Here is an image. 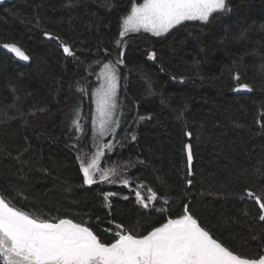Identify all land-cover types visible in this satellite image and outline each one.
Listing matches in <instances>:
<instances>
[{
	"label": "trees",
	"instance_id": "trees-1",
	"mask_svg": "<svg viewBox=\"0 0 264 264\" xmlns=\"http://www.w3.org/2000/svg\"><path fill=\"white\" fill-rule=\"evenodd\" d=\"M142 2L0 4V44L16 43L30 57L21 63L0 48V195L40 219L83 223L105 243L114 242L117 223L143 235L187 206L215 239L256 258L264 253V221L246 193L264 198V0H226L230 11L208 24L185 21L161 37L141 31L118 46L122 18ZM121 50L120 127L101 158L117 182L86 185L87 82ZM243 84L246 92L233 90ZM77 110L87 134L72 126ZM138 186L157 194L147 209L132 191ZM109 191L118 195L106 201Z\"/></svg>",
	"mask_w": 264,
	"mask_h": 264
},
{
	"label": "snow or ice",
	"instance_id": "snow-or-ice-1",
	"mask_svg": "<svg viewBox=\"0 0 264 264\" xmlns=\"http://www.w3.org/2000/svg\"><path fill=\"white\" fill-rule=\"evenodd\" d=\"M229 11L226 0H143L142 3H133L130 13L122 18L120 37L141 31L161 37L185 21L208 24L210 18L215 19L214 13ZM124 43L123 40L117 41L118 46ZM0 48L6 49L21 61L30 60L29 55L16 43H3ZM63 52L75 57L68 46L63 47ZM124 56L125 52L121 50L115 62L102 63L100 71L93 73L99 84L88 94L95 104L92 124L96 151L90 161L81 160L86 185L117 182L110 179L117 175L115 169L101 167V158L106 155V151L111 152L115 145L103 142L101 146V142L105 136H116L115 128L119 121L115 119V113L121 80L119 66L124 64ZM155 56V52L149 53L151 59H155ZM234 78L239 80L238 75ZM249 87L243 84L233 90L240 91L241 88ZM80 92L83 96L87 90L81 88ZM80 119L77 110L72 124L77 131L87 134ZM135 138L133 135L132 139ZM186 148L187 162L191 168V146L186 145ZM121 182L125 187L130 183L128 179ZM132 191L137 202L146 209L158 199L150 188L147 194L142 193L139 186ZM115 195L118 193H103L106 201ZM246 195L259 205L262 214L258 218L264 221V198L256 196L252 191H247ZM123 198L128 199L126 196ZM115 228L114 242L105 243L83 223L68 218L54 221L40 219L0 197V264H264V253L256 258H243L215 239L209 230L188 214L187 206L184 214L167 219L143 235L125 233L122 224H115Z\"/></svg>",
	"mask_w": 264,
	"mask_h": 264
},
{
	"label": "rangeland",
	"instance_id": "rangeland-1",
	"mask_svg": "<svg viewBox=\"0 0 264 264\" xmlns=\"http://www.w3.org/2000/svg\"><path fill=\"white\" fill-rule=\"evenodd\" d=\"M216 13H214L213 15H215ZM126 17V16H125ZM122 24V22H121ZM120 31H121V26H120ZM130 34H134V33H128L127 35H125L123 38L120 37L119 35V40H123L129 36ZM101 66V65H100ZM100 71V67L97 69V71L95 73H98ZM92 77L88 80L87 84H88V91L89 93L94 91L96 87H98V84L99 82L97 81V77L95 74H92L91 75ZM91 98V97H90ZM91 100V114H90V122H91V125H90V146H91V149L93 150V154L95 153L96 151V144L93 140V124H92V119L95 117V104L93 103L92 99ZM117 101H118V104H117V109H116V113H115V119H117L119 121V124L118 126L115 128V132L117 133L118 130H119V127H120V112H119V89H118V96H117ZM74 104V101L72 100V105ZM75 106V105H73ZM72 106V107H73ZM73 126V124H72ZM113 136H105L103 138V141L101 142V146L103 145V142H107V143H110L112 144L113 143Z\"/></svg>",
	"mask_w": 264,
	"mask_h": 264
},
{
	"label": "water",
	"instance_id": "water-1",
	"mask_svg": "<svg viewBox=\"0 0 264 264\" xmlns=\"http://www.w3.org/2000/svg\"><path fill=\"white\" fill-rule=\"evenodd\" d=\"M4 1H9V0H2V2H0V4L3 3ZM10 54L14 56V54H12V53H10ZM14 57H15V56H14ZM15 58H16V57H15ZM16 60L19 61V62H21V63L25 62V61H21V60H19L18 58H16ZM244 92H246V89H243V88H241L240 91H236V93H244ZM188 167H189V166H188ZM189 169H190V168H189ZM0 197H1V195H0ZM188 214H189V213H188Z\"/></svg>",
	"mask_w": 264,
	"mask_h": 264
}]
</instances>
